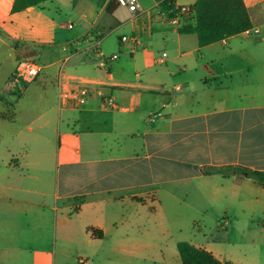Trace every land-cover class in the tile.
Listing matches in <instances>:
<instances>
[{
  "label": "crops",
  "instance_id": "obj_1",
  "mask_svg": "<svg viewBox=\"0 0 264 264\" xmlns=\"http://www.w3.org/2000/svg\"><path fill=\"white\" fill-rule=\"evenodd\" d=\"M109 1H102V12ZM138 1V17L120 21L117 10L109 13L118 26L128 24L132 35L140 37L139 45L123 44L133 59L146 53L141 71L149 75L133 81L111 73L97 50L95 55L89 53L91 47L77 46L58 59L56 47L68 52L65 45L73 38L65 32L68 26H60L52 17L54 0L19 13H12L14 0H0V88L5 89L10 76L17 81L21 58L38 55L34 46L43 49L42 55L55 53L57 58L46 69L65 58L69 62L76 58L74 70L65 69V74L97 82L96 92L85 104L76 97L60 100L58 83L53 84L57 109L43 85V95L35 100L40 115L27 124L26 132L16 134L20 150H9L3 157L0 264H49L52 239L54 248L61 242L53 253V264L56 255L57 264H67L63 259L79 264L81 258L89 260L92 255L87 243L104 240L110 229L115 231L114 248L124 256L151 259V250L160 246L135 241L134 229L120 232L119 223L125 217L119 219L118 210L106 212L100 204L107 201L127 208L153 197L162 208L163 193L179 199L195 183L197 206L201 200L225 204L227 195H232L243 208L264 213L262 185L248 178L203 172L227 166L264 171V0H244L252 28H258L259 34L242 33L205 47L199 46L196 34L180 32L194 24L193 15L170 18L162 13L159 2ZM197 1L175 0V7H191ZM55 8L61 9L59 4ZM156 43L169 54L156 57L152 48ZM148 46L150 50H139ZM99 49L103 50L102 42ZM91 60L104 73L87 70ZM11 65L15 71L8 74ZM106 98H112L116 106L108 107ZM0 100L4 102L1 95ZM1 116L3 111L0 120H6ZM54 131L59 139L57 157ZM88 206L94 213L85 212Z\"/></svg>",
  "mask_w": 264,
  "mask_h": 264
},
{
  "label": "rangeland",
  "instance_id": "obj_2",
  "mask_svg": "<svg viewBox=\"0 0 264 264\" xmlns=\"http://www.w3.org/2000/svg\"><path fill=\"white\" fill-rule=\"evenodd\" d=\"M54 1V5L50 7L52 9V17L58 20L60 26L73 24L72 29H65V32L73 38L69 44L65 45L68 52L62 51V47H56L55 49L58 51V59L67 56L69 50L74 52L73 50L78 45L80 46L77 48L80 47L82 50L91 47L92 49L89 53L95 55V44L102 42V51L107 56L114 53L119 55L117 61L109 63L110 71L116 77L139 81L143 79V76L149 75L148 71L143 72L141 69L146 62V53L144 51L150 50L151 46L139 48L141 52H144L142 53L143 55L133 59V55L128 50H125L124 45L120 44V39L123 36H132L130 26L128 24L118 26L111 14L107 11L102 12L103 0H96L93 3H86L82 0ZM58 4L61 7L60 10L55 8ZM83 13H86L85 15L87 16L85 21L81 20ZM117 16L121 19H119L120 21L132 18L128 9L120 6L117 8ZM94 21H97V26L96 24L92 26ZM155 27L156 25H154ZM87 30L90 31L88 35L86 33ZM83 33L85 34L81 36ZM72 42L75 43V46H73ZM143 44H147V41L144 40ZM125 46L130 45L126 44ZM152 48H154L156 57H160L164 52L169 54V50L164 48L161 43L154 44ZM32 49L38 52V55L35 57L28 56L30 60L21 58L16 74L33 62L45 68L41 72L38 81L34 83L15 82L14 77L11 78L10 76L5 89L0 88V95L4 101L0 100V111L5 114V116L1 117L6 119L0 120V169L1 161L3 157L7 156L9 150L16 153L21 148V141L18 136L16 137V134L26 132L28 130L25 129L27 124L40 115L39 106L35 100L43 95V85L46 86L48 91L47 98L49 102L56 109L58 108V96L54 87L57 85V81L55 82L54 75L58 73L66 58L56 66L46 69L44 66L57 58L53 56L55 53L42 55V48L34 46ZM77 62L76 58H73L70 62L66 61L64 68L67 71L74 70L72 67ZM87 70L96 74L104 73L103 70L97 67L94 60H91ZM11 71L12 73L15 71L13 65L9 68L8 74ZM137 74L141 78H138ZM28 87L30 89L26 94H23L22 90ZM53 142L56 145L54 156L57 157L55 152H57L59 139L56 131L53 132ZM196 187L198 188L197 183L187 186L185 191L180 194L179 199L163 193L161 197L162 208L157 207L153 197L138 200V203H134L133 206L127 208L123 205L122 207L119 205L115 206L114 203H108L107 201L100 204L104 206L106 212L118 210L119 219L125 217L119 223L120 232L121 230L134 229L135 234L133 231V237L136 239L135 241L158 244L160 248L151 250V259H130L124 256L120 249L116 250L114 248L117 245L113 234L115 231L110 229L108 236L104 240L87 243V250L92 253L90 258L87 256L90 264H182L177 244L183 241L211 250L221 261L232 260L238 262V264H264V213L255 214L247 207L243 208L238 204V199L232 197V195H227L229 201L225 202L226 206L229 207L228 211L224 203L219 205L216 203L208 204L206 201L203 202L201 200V205L197 206ZM135 201L137 202V199ZM93 209V207L88 206L85 212L94 213ZM108 219L110 221L112 217L111 219L108 217ZM118 234L122 235V233ZM60 245L61 242L58 241L57 247L54 248V240L52 239L50 242L49 264H53V257L55 256L53 253L56 250L59 251ZM58 259L56 255L55 264H57ZM63 261L67 264H78V262L68 259H63Z\"/></svg>",
  "mask_w": 264,
  "mask_h": 264
},
{
  "label": "trees",
  "instance_id": "obj_3",
  "mask_svg": "<svg viewBox=\"0 0 264 264\" xmlns=\"http://www.w3.org/2000/svg\"><path fill=\"white\" fill-rule=\"evenodd\" d=\"M46 1L48 0H14L12 13L25 11ZM155 1L159 2L162 13L170 18L182 16L179 9L175 7V0ZM118 7L116 0H110L106 6V11L112 14ZM189 8L194 16V24L183 26L180 32L182 34H196L200 47L242 34L245 30L252 28L244 0H198ZM13 46L17 48L18 42H14ZM203 172L205 175L220 174L224 177L233 176L240 180L248 178L264 187V171L227 166L206 168ZM177 249L182 264H236L230 260L221 261L207 249L197 247L189 242H179Z\"/></svg>",
  "mask_w": 264,
  "mask_h": 264
},
{
  "label": "built area",
  "instance_id": "obj_4",
  "mask_svg": "<svg viewBox=\"0 0 264 264\" xmlns=\"http://www.w3.org/2000/svg\"><path fill=\"white\" fill-rule=\"evenodd\" d=\"M116 3L120 7H126L128 11L131 13L133 17H138V0H116ZM179 9L180 14L184 15H193L191 13V10L189 7L182 6L177 8ZM81 19L86 20L87 16L84 14L81 16ZM69 29L73 28V24L68 25ZM260 33V30L258 28H249L243 32V34L247 36L257 35ZM79 43V42H77ZM131 43L134 46L139 45L140 43V37L138 35H132V36H123L120 39V44H128ZM79 46V45H78ZM99 42L95 44V48L98 52L99 57L102 59V65L107 67L109 63L117 60L119 58L118 54H113L111 56L105 55L100 49H99ZM165 56V55H164ZM67 61V60H66ZM64 60L58 75V86H59V98L60 100L66 101L71 97H76L80 104H85L88 99H90L94 93L96 92L95 86L97 85V82L91 79L81 78V77H70L65 74V63ZM64 64V65H63ZM44 70L43 67L31 63L28 67H25L21 72H19L16 75L17 82H25V83H31L35 81L41 74V72ZM72 85V86H71ZM69 86L71 89H68ZM107 106L112 108L116 106L115 101L112 98H106ZM79 264H89V260L86 258H81L79 260Z\"/></svg>",
  "mask_w": 264,
  "mask_h": 264
}]
</instances>
